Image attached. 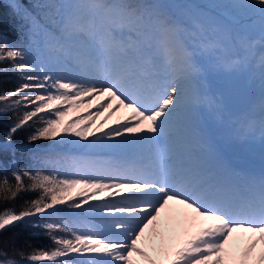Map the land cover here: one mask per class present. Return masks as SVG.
Masks as SVG:
<instances>
[{
  "label": "snow or ice",
  "instance_id": "obj_1",
  "mask_svg": "<svg viewBox=\"0 0 264 264\" xmlns=\"http://www.w3.org/2000/svg\"><path fill=\"white\" fill-rule=\"evenodd\" d=\"M225 4L0 0L23 37L0 31V264H264V165L226 158L259 139L264 159V0Z\"/></svg>",
  "mask_w": 264,
  "mask_h": 264
},
{
  "label": "trees",
  "instance_id": "obj_2",
  "mask_svg": "<svg viewBox=\"0 0 264 264\" xmlns=\"http://www.w3.org/2000/svg\"><path fill=\"white\" fill-rule=\"evenodd\" d=\"M225 0H221V8L224 5ZM199 2H203V0H199ZM3 4H7L8 0H2ZM13 26L16 27L17 33H13L12 28ZM0 31H3L8 34L9 38L12 40H21L23 37L19 33L21 32V26H20V21L13 16L12 12L7 8L3 7L0 9ZM15 85V79L10 78L8 79V82L3 85L4 88H12ZM14 117L12 113H8L7 115L0 116V133L6 130L8 124H10L13 121ZM31 129L26 128L25 130H22L21 132L18 133L16 140L18 142H23ZM0 140H2V135H0ZM51 142H46V141H41L39 142L40 146L42 148L47 147L48 144ZM77 155V154H76ZM89 159H94L87 157ZM97 158V157H96ZM24 157H21V167L23 168L24 165ZM35 196V193H28V194H22V198L17 201V205L23 204L24 200H30L33 199ZM87 207V206H85ZM79 211V210H77ZM61 216H65L66 213L61 212ZM20 239H19V244L23 245L25 241L30 243L33 248H41L45 245H49L50 241L47 239L46 236L44 235H32L35 230L33 229H20Z\"/></svg>",
  "mask_w": 264,
  "mask_h": 264
},
{
  "label": "rangeland",
  "instance_id": "obj_3",
  "mask_svg": "<svg viewBox=\"0 0 264 264\" xmlns=\"http://www.w3.org/2000/svg\"><path fill=\"white\" fill-rule=\"evenodd\" d=\"M177 2H179V0H177ZM224 5L225 1H224ZM225 6H222V8H224ZM257 26H258V17H257ZM250 86L249 87H245L241 93L235 97H233L231 103L233 106V109L237 112L242 111L243 109H245L247 107V105H249V103L254 99V97H250V95L248 93H252L255 96H258L257 92H259V88H258V81H249ZM245 100H247L246 105L242 106L243 104H245ZM94 110V109H93ZM120 116H124L125 113L122 111L120 114ZM114 120L116 119L115 117L113 118ZM208 126H209V132L210 134H214L217 136V138L219 137V130L218 128L214 125L211 117H209L208 119ZM236 152L238 154H236ZM132 153V152H130ZM250 153H260L262 154V149H261V144L259 139H257L254 143L249 144L247 146L244 147H236V146H232L231 149H227L226 150V156H230L233 157L232 154L234 155L235 158L237 159H241L242 161H246L249 160L250 157ZM231 154V155H230ZM240 156V157H239ZM121 162H124L123 160H121ZM253 168V167H251Z\"/></svg>",
  "mask_w": 264,
  "mask_h": 264
}]
</instances>
